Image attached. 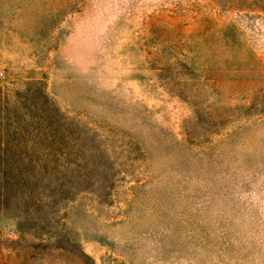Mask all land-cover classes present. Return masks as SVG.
Returning a JSON list of instances; mask_svg holds the SVG:
<instances>
[{"label": "rangeland", "instance_id": "obj_1", "mask_svg": "<svg viewBox=\"0 0 264 264\" xmlns=\"http://www.w3.org/2000/svg\"><path fill=\"white\" fill-rule=\"evenodd\" d=\"M0 264H264L254 0H0Z\"/></svg>", "mask_w": 264, "mask_h": 264}, {"label": "trees", "instance_id": "obj_2", "mask_svg": "<svg viewBox=\"0 0 264 264\" xmlns=\"http://www.w3.org/2000/svg\"><path fill=\"white\" fill-rule=\"evenodd\" d=\"M258 7L264 11V0H254Z\"/></svg>", "mask_w": 264, "mask_h": 264}]
</instances>
